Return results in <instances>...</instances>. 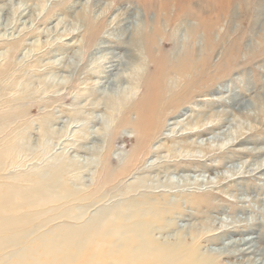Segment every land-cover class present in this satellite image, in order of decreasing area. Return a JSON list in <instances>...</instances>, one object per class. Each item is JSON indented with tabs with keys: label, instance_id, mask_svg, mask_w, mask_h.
Masks as SVG:
<instances>
[{
	"label": "rangeland",
	"instance_id": "rangeland-1",
	"mask_svg": "<svg viewBox=\"0 0 264 264\" xmlns=\"http://www.w3.org/2000/svg\"><path fill=\"white\" fill-rule=\"evenodd\" d=\"M0 6V264H139L192 236L199 258L264 251V0ZM111 53L124 79L104 92Z\"/></svg>",
	"mask_w": 264,
	"mask_h": 264
},
{
	"label": "bare ground",
	"instance_id": "bare-ground-1",
	"mask_svg": "<svg viewBox=\"0 0 264 264\" xmlns=\"http://www.w3.org/2000/svg\"><path fill=\"white\" fill-rule=\"evenodd\" d=\"M16 9H18V8H16ZM5 10H6V7L0 6V16L5 12ZM19 15L21 17H23L26 14L22 13V11H19ZM0 21H1V19H0ZM92 25H94V23H92ZM9 26H10L9 22H6V23L4 22L3 25H1V23H0V28L2 29V31H4V30L8 31L7 29L9 28ZM90 27H91V24L87 28L89 29V33L91 34V35H89L90 39H92L93 38L92 34H93V31H95V30L91 29ZM105 59H106L105 63H103V64H105L106 66L103 69V74L100 75V77L98 78L100 80L105 79L104 82L106 84H103V85H106V88L104 87L105 89L102 90L104 92H106L109 89L112 90V87H115L116 89L119 88L120 84L122 83V81L124 79L123 74H121L122 72L120 71V69H121L120 64H121L122 60L112 53L110 54V56L106 57ZM98 83H102V82L99 81ZM103 85H101V86H103ZM97 86L99 87L100 85H97ZM148 99L149 100L151 99V95L147 91L145 93V95L140 98V101H139V99H138V101L135 100L136 104L135 105L133 104V106H132L134 109H136L135 118L133 120L128 119V122L132 125V128H134V131H132L135 133L136 140L134 138V141H136L138 143L145 141L147 139V137L144 136L145 130L150 128V127L153 128L152 126H154V124H155V122L153 123V119H156L159 116L158 114H156V113H158V111H156L154 113L155 114L154 117H152L151 115H145V117H144L143 112H141V111H143V109H144L143 103H145V101H147ZM153 107L160 108L161 105L159 106V105L154 104ZM146 119H147V123H145ZM149 119H151V120L149 121ZM158 120H159V118H158ZM125 123H126V121H125ZM143 123H145L144 126H143ZM218 136L219 135L214 134L211 137L212 141H215L216 139H218L219 138ZM233 233H234V230H229L226 228V229L219 231L218 233H216V232L212 233L211 235H213L212 236L213 238L211 236H210V238H212L211 240L219 242V240H224L225 238H229V237H231V235L233 236L234 235ZM184 239L185 238H182L181 240L179 239L180 242L177 241L178 242L177 244H171L168 246L165 244L158 243L159 244V245L157 244L158 250L155 248L158 256H156L155 258H148V259H144V260H142V259L140 260V257H139L138 258L139 261L136 260V262H138L139 264H222L223 263L222 260H220V258L219 259L217 258V256H219V255H228V257H229V254H231L232 256L237 257V255L248 254V255H251L252 257H250L248 259L247 264H259V263L264 264V251L260 250V248H258L256 243L254 242V238H252V237H246L244 239H238V240H233V241L232 240L229 241V239H230L229 238L228 239L229 242L223 244V247L221 250L219 249V250L215 251V254H213L212 251L208 252V253L205 252L206 256H203L202 258H199V254L196 253V250L189 246V244H195V242L199 246L200 243H197L198 238L196 236L195 237L192 236V238L190 240L191 242L185 241ZM145 242H146V245H148V244L151 245L153 243V240L152 239H146ZM154 243H156V242H154ZM154 247H155V244H154ZM128 248H129L128 251H131V252L138 251L131 246H128ZM151 248H152V245H151ZM151 248L149 247V249H151ZM126 253H130V252H126ZM211 255H213V257H215V258H213ZM136 256H138V255H136ZM149 256H151V255H149ZM131 258L134 259L133 257L128 256L127 260L130 262ZM95 264H97V263H95ZM98 264H100V262H98ZM124 264H133V263H124Z\"/></svg>",
	"mask_w": 264,
	"mask_h": 264
}]
</instances>
